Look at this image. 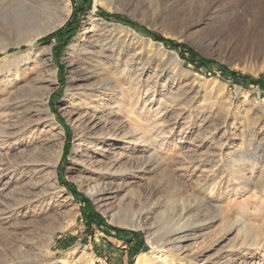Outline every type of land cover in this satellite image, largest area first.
<instances>
[{"label":"rangeland","instance_id":"obj_1","mask_svg":"<svg viewBox=\"0 0 264 264\" xmlns=\"http://www.w3.org/2000/svg\"><path fill=\"white\" fill-rule=\"evenodd\" d=\"M106 1L69 0L66 20L35 41L39 62L14 82L7 76L0 80L5 132L0 137V264H166L174 257L171 247L165 245L154 259L152 240L161 236L166 221L178 220L187 238L175 264H264V225L255 213L257 206L264 208V195L253 201L252 190L242 191L230 170L240 158L264 157V85L251 83L264 81V0H113L112 6ZM27 4L0 0V70L14 53L28 49L23 41L32 39L46 18L27 12ZM92 21L130 28L151 46L132 60L143 70L140 97L127 78L119 79L118 87L108 84L105 95L117 96H103L96 110L91 131L97 140L79 146L90 125L81 120L84 103L77 94L88 86L104 87L99 68L83 51L96 45L99 33H107L94 32ZM152 35L194 51L196 65ZM160 44L165 53L156 54ZM113 50L128 59L125 47ZM169 53L182 68L165 86L163 74L172 68ZM231 72L243 85L231 80ZM160 98L166 103L156 113ZM40 99L45 112L35 109ZM136 112L143 114L141 147L131 134ZM48 122L60 139L54 167L46 157L57 144L48 140ZM84 150L91 160L81 159ZM108 166L117 177L96 200L88 195L91 172ZM254 171L253 180L263 177L261 165ZM210 176L219 185H211L208 198ZM191 194L197 201L181 219V204ZM215 204L222 217L210 208ZM136 216L142 229L130 223ZM242 222L258 227L260 247L250 246L253 234L238 232ZM231 223L236 226L229 229Z\"/></svg>","mask_w":264,"mask_h":264},{"label":"bare ground","instance_id":"obj_2","mask_svg":"<svg viewBox=\"0 0 264 264\" xmlns=\"http://www.w3.org/2000/svg\"><path fill=\"white\" fill-rule=\"evenodd\" d=\"M27 1H28V4L26 5L27 12H29V13H40V14L42 13V14H44V16L46 15V18H45L44 22L39 25V28L37 29L36 35L30 40L23 41L28 46V49L25 51L14 53L12 56L13 61L10 62L11 64H6L4 67L1 68L0 80L2 79L3 76H7V79H10V82H14L16 77H18L20 75V72L22 70L26 69L27 67H29L32 64L38 63L39 62L38 55H37L38 52L36 53V50H35V49H37V47L34 45L35 41L38 38L45 36L50 31L59 27L66 20V18L68 17V15L70 13L69 0H27ZM99 1H103V0H95L96 3H98ZM106 4L112 6L114 4V1L113 0H107ZM41 10H43V11H41ZM92 18L93 17H90V19H92ZM101 27L103 29H101ZM92 28L94 29V32H96V33L99 31H102V30L107 31V33H99L98 34V36L96 37V45L94 47H92V49H88V48L83 49V51H85V53H89L88 55L91 57V59L95 63V66L99 68L97 71V72H99L97 74V76L103 77L101 79L100 83H103L104 87L96 86V87H93L91 89L88 86V87H85L83 89H80L79 90L80 93L77 94L78 101H81L84 103V104L82 103L83 109H84L83 110L84 115L81 116V120H86L87 122H89V125H90L89 126V132L87 134L85 133V135H81V137L79 138V146L82 143L83 144L87 143V145H89V144L94 145L95 140H97L95 134L91 131L94 128V126L96 125V123H95L96 119H98L97 114H96V110L103 103V100H102L103 96L108 97V99H113L114 95L117 96L116 93H112V92H109L105 95L106 87L108 86V84L116 83V86L118 87V83H117L118 80L123 79V78H127V80L130 82L129 84H132V85H128V86L132 87V90L134 89L135 93L133 92V94L137 95L140 93L139 90L142 86L141 81L143 78V70L134 68L135 66L132 63L133 62L132 60H134L136 57H142L145 54H147L144 47L145 46H151L149 40L142 39L135 31H133L130 28L110 26V25L105 24V23L103 25H101V24L97 25V23H95V22H93ZM157 46H158V49L156 50V54L157 53H165L164 48L161 44L157 45ZM114 47H119V48L125 47L126 53L129 55L128 59L123 60L121 58V55H122L121 52L120 51H114L113 50ZM81 54H83V53H81ZM168 56H169V61L172 62V68L170 71L163 74V76H164L163 81H164L165 86H166L167 82H169V81H172L173 83L176 81V77L178 76V72L182 68L180 62H178V58H177L176 54L169 53ZM149 57L150 56H148V58ZM167 68H169V64L164 63V69H167ZM164 69H162V70H164ZM122 87H119L121 92L124 90V88H122ZM147 89L149 90V87ZM67 92H69V90ZM110 93H112V94H110ZM152 94H154V93H152ZM137 96H139V95H137ZM66 97H67V95H66ZM139 97L137 99H139ZM165 100L162 98L159 99V103H158V106L156 107V111H155L156 113H161L160 111H161V108L163 107L162 105L164 103H166ZM170 100H171V98H170ZM133 102L137 103V101H135V100ZM35 106H36L35 109L37 111H44L45 112L46 108H47L45 101H43L42 99L36 101ZM142 116H143V114H141L140 112H136L135 115H133V117L135 118L136 124L133 127V131L131 134H133L135 136L136 147H141L140 144L142 142H144L143 141V128L138 123L142 119ZM46 119L49 122H51V120H52V118L51 117L49 118V116H46L45 120ZM52 127H53L52 124L49 123L48 124V130H47L48 140H49V142L55 141L57 144L52 145V149L50 150L52 152L48 151V154L46 157L50 161V166L54 167L56 165V161L58 160L59 155H60V149L56 150L57 145H58V147L60 146V139H59L58 135L52 134V130H53ZM117 128H118V130L123 131L125 127L123 126V123H120L117 125ZM23 131H26V129H24ZM4 133H5L4 129L2 130L0 128V137L3 136ZM23 135L24 134H22L21 138L23 137ZM21 138H20V140H21ZM13 139H14V134H13ZM100 139H102V138L100 137ZM0 141H1V139H0ZM54 147H55V151H53ZM241 150H244V149H241ZM92 151H94V150H92ZM82 153L83 154L81 155V159H83V158H84V160L87 158L90 160L92 159L90 154L86 153V150H84ZM53 159H54V162L52 163L51 160H53ZM140 159L142 160V157H138L136 161L138 162V161H140ZM237 163H238V165H236V163L234 164V162H233L232 166H230V168L232 167V169H230V170H231V174H232L233 178L235 180H239V182L240 181L242 182V184H240L242 186V191L252 190L253 197H251V198H253V201L262 200V197L264 195V175H263V177H257L254 180H253V175L255 173V171H254L255 167L258 164L261 165V169L264 171V157L263 158L262 157L261 158H259V157L240 158L237 161ZM219 164L220 163L217 161L213 166L216 167ZM241 166L245 167V169H241ZM46 167H49V164H46ZM247 171L249 172V175L246 174ZM91 173H92L93 177H92L91 183L88 184V195L92 198H96V200H100L101 195L105 192L104 188H105L106 183L107 182L111 183L112 180L117 176L115 175L114 172L111 171L109 166L105 170H98L97 173H93V172H91ZM214 180H215V178L212 176L207 178V185H206V190L204 193L208 198L213 194V193H211V190H210L211 185H214L213 184L214 182L216 184H218V182L214 181ZM189 197H191V198L187 199L186 202H183L181 204V213H180L181 219H182L183 215L187 211H189L191 203L197 201V196H194L193 194H191V195H189ZM210 208H213L214 210H216L218 212V217L223 216L222 212H220V211H222V208H220V206L218 204H215V206L210 207ZM217 212H215V213H217ZM256 212L258 213L259 217L262 216V220H263L262 224L264 225V208L257 206L255 213ZM114 217H115V214L112 215V218H114ZM179 221L180 220L175 221L171 225H168V221H166V224L162 225V228H160V229H162L161 231H163L161 233V236L152 240V244L154 245V248L152 251L154 259L159 258V254H160V252H162L161 250H163L165 245H169L171 247V249H170L171 252L174 253V257H171L168 260V262H166V264H175L174 263L175 259H177V260L181 259L179 256V253L183 250V242L187 238V233H186V230L184 229L185 226H179V223H178ZM141 222L142 221L137 216L134 219L130 220L132 227L136 228V229H142V226L140 225ZM235 223H239V222L236 221ZM235 223H231L232 225L229 227V229L234 227V225L236 226ZM239 226H240V228L238 229V232H241L243 234H245V233L246 234H253V239L250 242L251 243L250 246H253V245H254V247L259 246V243L257 242L258 240L256 241L257 233L255 231V228L257 226L255 227V226H253V224L252 225L249 223L246 224L245 222H242ZM239 226H237V227H239ZM257 232H258V230H257ZM246 234H245V236H248ZM45 253L46 252H44V254ZM47 253H49V252H47ZM46 255H48V254H46ZM7 264H13V263H7Z\"/></svg>","mask_w":264,"mask_h":264},{"label":"trees","instance_id":"obj_3","mask_svg":"<svg viewBox=\"0 0 264 264\" xmlns=\"http://www.w3.org/2000/svg\"><path fill=\"white\" fill-rule=\"evenodd\" d=\"M60 32V31H59ZM59 32H57L56 34H54L55 36L59 34ZM152 38L156 39V40H159L161 42H164L165 40H163L162 38L158 37V36H155V35H152ZM165 43L169 44V46H172V47H175L177 49L180 50L181 54L183 55L184 53L187 54L190 58H191V61L192 63H195L194 65H196V61H195V58H196V53H194V51H192L191 49L187 48L186 46L184 45H177V44H174L173 42H170V41H165ZM230 77H231V80L235 83V84H239V85H243V83L238 79V76L236 73H233L231 72L230 73ZM243 79H246V78H243ZM251 83L253 85H259V84H263L264 85V81L262 80H251ZM261 84V85H262ZM107 234L108 236H112V233H113V230H109V232L107 231Z\"/></svg>","mask_w":264,"mask_h":264}]
</instances>
